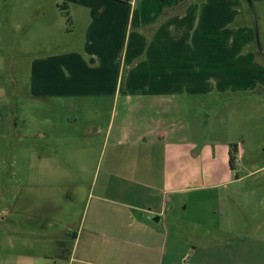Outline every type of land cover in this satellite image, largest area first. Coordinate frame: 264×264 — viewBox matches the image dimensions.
I'll return each instance as SVG.
<instances>
[{
  "label": "rangeland",
  "instance_id": "1",
  "mask_svg": "<svg viewBox=\"0 0 264 264\" xmlns=\"http://www.w3.org/2000/svg\"><path fill=\"white\" fill-rule=\"evenodd\" d=\"M226 4L230 28L254 26L264 49V0ZM129 14L112 3L94 28V0H0V42L16 44L20 52L15 65L0 67V197L11 198L10 190L24 183L46 184V170L61 171L50 180L93 184L116 203L157 204V188L174 189L166 197L167 218L223 227L235 216L236 192H250L259 181L264 196V90L257 83L252 93L219 91L210 80L213 89L201 96L122 94L121 71L154 62L153 49L151 56L141 50L130 59L138 28L132 18L125 27ZM140 29L147 37L154 22ZM47 58L57 69L56 82L46 88ZM59 79L64 96L46 97ZM233 144L245 155L231 170L227 152ZM256 169L243 190L222 183L237 171ZM251 200L248 193L240 197L243 205L249 201V211Z\"/></svg>",
  "mask_w": 264,
  "mask_h": 264
},
{
  "label": "crops",
  "instance_id": "2",
  "mask_svg": "<svg viewBox=\"0 0 264 264\" xmlns=\"http://www.w3.org/2000/svg\"><path fill=\"white\" fill-rule=\"evenodd\" d=\"M181 2L186 4L180 7ZM112 3L129 8L125 27L132 26V18L138 28L128 47L130 59L141 50L151 56L153 49L154 62H145L146 68L138 64L137 70L128 67L127 73L121 71L122 94L201 96L213 89L210 80L219 91L237 88L252 93V84L257 83L264 90L260 56L264 49L258 47V30L254 26L230 28L226 0H94L98 15L92 22L94 28L102 23L100 16ZM153 22L154 29L144 36L145 29L140 28ZM19 54L18 45L1 41L0 67L3 63L8 68L15 65ZM49 60L46 88L56 82L57 59L52 60V67ZM62 65L65 67V62ZM59 82L46 97L64 96ZM136 83L140 84L138 90ZM244 155L237 145L236 166ZM258 170L237 171L234 180L229 175L222 183L243 190L245 180ZM60 176L61 171L46 170V184L24 183L10 190L11 198L0 197V264H260L264 257V196L259 193V181L250 192H236L234 218L217 227L192 221L185 226L167 218V198L174 189L157 188L153 192L161 195L157 204L116 203L99 193L107 190H96L93 184L68 186L50 180ZM247 193L253 198V211H249V201L245 205L240 201Z\"/></svg>",
  "mask_w": 264,
  "mask_h": 264
},
{
  "label": "trees",
  "instance_id": "3",
  "mask_svg": "<svg viewBox=\"0 0 264 264\" xmlns=\"http://www.w3.org/2000/svg\"><path fill=\"white\" fill-rule=\"evenodd\" d=\"M236 147L237 145L236 144H233L231 146H229V157H228V165H229V168L232 170L234 168V165H235V151H236Z\"/></svg>",
  "mask_w": 264,
  "mask_h": 264
},
{
  "label": "water",
  "instance_id": "4",
  "mask_svg": "<svg viewBox=\"0 0 264 264\" xmlns=\"http://www.w3.org/2000/svg\"><path fill=\"white\" fill-rule=\"evenodd\" d=\"M155 220H158V219H155Z\"/></svg>",
  "mask_w": 264,
  "mask_h": 264
}]
</instances>
